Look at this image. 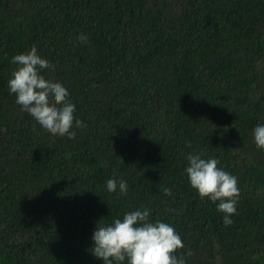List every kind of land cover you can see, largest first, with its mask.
Returning <instances> with one entry per match:
<instances>
[{
	"label": "trees",
	"instance_id": "1",
	"mask_svg": "<svg viewBox=\"0 0 264 264\" xmlns=\"http://www.w3.org/2000/svg\"><path fill=\"white\" fill-rule=\"evenodd\" d=\"M33 46L84 124L73 139L7 91L9 58ZM258 123L264 0H0V264H102L95 223L142 206L180 235L186 264H264ZM190 151L236 176L231 225L189 186ZM109 178L127 193L107 192Z\"/></svg>",
	"mask_w": 264,
	"mask_h": 264
},
{
	"label": "clouds",
	"instance_id": "2",
	"mask_svg": "<svg viewBox=\"0 0 264 264\" xmlns=\"http://www.w3.org/2000/svg\"><path fill=\"white\" fill-rule=\"evenodd\" d=\"M86 39L83 33L77 36L78 41ZM9 59L16 67L7 80V91L15 95L21 110L46 134L75 138L73 129L84 124L74 117L75 104L67 88L46 81L41 75L54 72V66L40 59L35 46ZM252 140L264 151V123L253 126ZM185 160L183 173L189 186L201 200L206 197L215 204L217 212L223 214L221 220L225 226L231 225L240 191L236 176L218 167L216 157H206L202 152L190 151ZM105 190L124 195L127 181L109 178ZM149 215L150 209L142 206L113 217L109 223L97 221L90 236L91 254L102 264H186L184 256L190 255V251L179 257L173 255L176 249L184 247L180 235L169 223L150 220Z\"/></svg>",
	"mask_w": 264,
	"mask_h": 264
}]
</instances>
